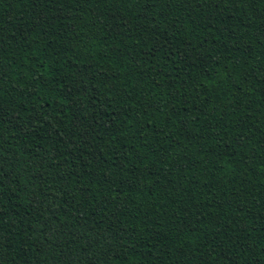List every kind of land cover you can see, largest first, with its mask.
Listing matches in <instances>:
<instances>
[{"label":"trees","instance_id":"16d2710c","mask_svg":"<svg viewBox=\"0 0 264 264\" xmlns=\"http://www.w3.org/2000/svg\"><path fill=\"white\" fill-rule=\"evenodd\" d=\"M0 264H264V0H0Z\"/></svg>","mask_w":264,"mask_h":264}]
</instances>
